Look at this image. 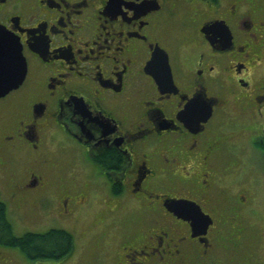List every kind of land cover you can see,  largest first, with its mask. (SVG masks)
Returning <instances> with one entry per match:
<instances>
[{"label":"flooded vegetation","instance_id":"af4514ba","mask_svg":"<svg viewBox=\"0 0 264 264\" xmlns=\"http://www.w3.org/2000/svg\"><path fill=\"white\" fill-rule=\"evenodd\" d=\"M0 25L27 63L0 97L12 225L127 226L115 264H261L232 207L264 161V0H0Z\"/></svg>","mask_w":264,"mask_h":264},{"label":"rangeland","instance_id":"374dc122","mask_svg":"<svg viewBox=\"0 0 264 264\" xmlns=\"http://www.w3.org/2000/svg\"><path fill=\"white\" fill-rule=\"evenodd\" d=\"M238 189H244L239 197L234 199V212L239 217L249 220V228L253 235L250 238L249 251L264 264V161H247L233 173ZM78 181V180H77ZM135 213V212H134ZM245 216V217H244ZM63 224L62 221L55 224H42L26 220H17L13 217L14 232L22 235L27 231L45 232L51 228L67 229L76 236V248L74 253L66 260L61 261H37L32 262L17 248L4 247L9 252V258L15 264H115L118 256L125 228L108 227L105 229H91L84 222L81 224ZM130 225V224H129ZM131 227V226H130ZM103 233L107 237L99 238ZM123 234V236H122ZM250 234V235H251ZM2 250V249H1ZM4 250V249H3Z\"/></svg>","mask_w":264,"mask_h":264},{"label":"trees","instance_id":"16d2710c","mask_svg":"<svg viewBox=\"0 0 264 264\" xmlns=\"http://www.w3.org/2000/svg\"><path fill=\"white\" fill-rule=\"evenodd\" d=\"M0 245L19 249L30 261H61L74 253L76 237L67 229L16 235L6 216L5 206L0 203Z\"/></svg>","mask_w":264,"mask_h":264},{"label":"water","instance_id":"95a60500","mask_svg":"<svg viewBox=\"0 0 264 264\" xmlns=\"http://www.w3.org/2000/svg\"><path fill=\"white\" fill-rule=\"evenodd\" d=\"M26 73L27 63L20 40L0 25V97L18 88L23 83ZM165 206L179 217L186 218L184 214L187 213L193 220L212 223L211 217L192 202L170 200Z\"/></svg>","mask_w":264,"mask_h":264}]
</instances>
